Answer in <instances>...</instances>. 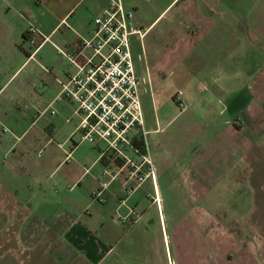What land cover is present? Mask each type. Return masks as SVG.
Instances as JSON below:
<instances>
[{"label": "crops", "instance_id": "crops-1", "mask_svg": "<svg viewBox=\"0 0 264 264\" xmlns=\"http://www.w3.org/2000/svg\"><path fill=\"white\" fill-rule=\"evenodd\" d=\"M119 2L154 177L98 202L60 83L108 0H0V264H264V0Z\"/></svg>", "mask_w": 264, "mask_h": 264}, {"label": "built area", "instance_id": "built-area-1", "mask_svg": "<svg viewBox=\"0 0 264 264\" xmlns=\"http://www.w3.org/2000/svg\"><path fill=\"white\" fill-rule=\"evenodd\" d=\"M90 24V37L81 39L80 44L90 48L91 54L74 64V72L60 83V95L81 115L79 138L104 145L109 165L101 171V180L92 192V197L102 202V191L110 181H119L122 191L130 193L145 178L153 180L154 166L141 126L138 88L143 79L134 74L129 53V35L139 34L131 24V11L125 10L119 0H108ZM34 33L33 26L24 33L32 50L36 47ZM134 128L139 129L140 151L132 146L130 131Z\"/></svg>", "mask_w": 264, "mask_h": 264}, {"label": "trees", "instance_id": "trees-1", "mask_svg": "<svg viewBox=\"0 0 264 264\" xmlns=\"http://www.w3.org/2000/svg\"><path fill=\"white\" fill-rule=\"evenodd\" d=\"M22 37L25 38L24 34L22 35ZM131 141H132V146H134L137 150L140 151L142 149L141 140L138 133H135L132 136Z\"/></svg>", "mask_w": 264, "mask_h": 264}]
</instances>
